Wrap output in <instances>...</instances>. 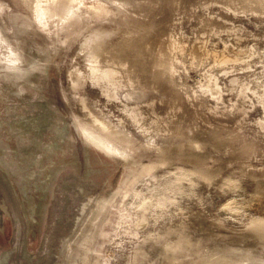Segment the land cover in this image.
I'll return each mask as SVG.
<instances>
[{
	"label": "rangeland",
	"instance_id": "1",
	"mask_svg": "<svg viewBox=\"0 0 264 264\" xmlns=\"http://www.w3.org/2000/svg\"><path fill=\"white\" fill-rule=\"evenodd\" d=\"M0 264H264V0H0Z\"/></svg>",
	"mask_w": 264,
	"mask_h": 264
}]
</instances>
